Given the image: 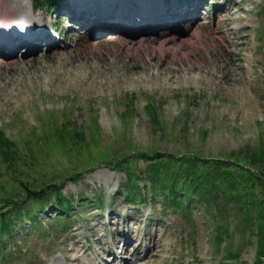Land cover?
Returning <instances> with one entry per match:
<instances>
[{
    "label": "rangeland",
    "instance_id": "374dc122",
    "mask_svg": "<svg viewBox=\"0 0 264 264\" xmlns=\"http://www.w3.org/2000/svg\"><path fill=\"white\" fill-rule=\"evenodd\" d=\"M2 1L0 13L11 9ZM21 4L18 14L43 22L46 36L36 49L0 41V128L34 156L36 184L42 175L46 184L69 178L64 195L87 202L65 225L50 211L19 229L28 254L1 255L0 264H123L116 255L132 264H254L264 243L263 185L236 172L213 196L190 202L189 215L161 199L135 209L115 193L127 177L110 163L142 152L195 154L236 160L264 180V0H176L171 9L161 0H64L56 15ZM51 23L56 38L48 37ZM149 101L160 109L159 126ZM57 126L81 130L85 147L67 153ZM136 167L145 170L144 159ZM24 170L26 181L33 171ZM0 172V199H19L12 174L2 165ZM78 173L79 182L70 179ZM149 184L141 181L143 193Z\"/></svg>",
    "mask_w": 264,
    "mask_h": 264
},
{
    "label": "trees",
    "instance_id": "16d2710c",
    "mask_svg": "<svg viewBox=\"0 0 264 264\" xmlns=\"http://www.w3.org/2000/svg\"><path fill=\"white\" fill-rule=\"evenodd\" d=\"M165 2L170 0H164ZM59 0H32L33 7L37 10L43 9V7L52 8L57 6ZM127 103L131 108H134V100L128 95L126 96ZM151 97H149L150 100ZM145 108L151 113L152 121L156 126L161 124L159 115V108L156 107L153 102L149 101ZM124 117L125 114H123ZM48 127H53V124H47ZM61 127V126H60ZM57 126L54 134L60 135L65 143L69 140L66 146H63L67 153L73 152L72 147L79 148L80 151L85 147L87 140L81 130L73 127L67 128L62 126V131ZM93 142L97 143L99 137ZM72 143V146L70 145ZM264 157V150H263ZM27 156V157H26ZM18 151L15 141H12L0 128V167L4 168V172L12 174V180L17 182L14 185L13 192L20 191V198L17 200L10 198V193H6L0 204L6 205L4 209H0V256L4 259H13L14 255H26L28 250L23 251L19 248V244L16 239V232L27 226L29 222H39V215L42 217L45 213L49 212L51 208L47 206V201L51 199L56 200L54 204V210L57 212L58 223L67 222L72 218L71 212L76 209L78 205L83 206L87 202V197L84 194L77 197H68L64 195L63 188L68 181L66 179L63 182H51L46 184L41 177V186L36 184V164L34 163V156L26 155ZM31 157L32 159L30 160ZM121 161H116L110 165L115 167L118 171H124L127 177L125 185L122 189H118L117 192L122 195L128 204L133 205L135 209H139L143 206H155L161 199L165 206L172 207L174 209H180L186 215L191 214L189 203L196 200L197 196L206 198L212 195L217 189H221V184L228 182L231 179H236V172L240 176H246L251 181V185L254 187L256 183L259 186H264V180L260 175L246 171V175L243 171L245 169H239L236 167H244L237 163L236 160L231 161H210L203 159L201 156H172L160 152L151 153H135L132 156L124 155ZM133 158L135 161H133ZM142 158L145 161V170H137L138 159ZM264 160V158H263ZM240 162V161H239ZM236 166V167H235ZM24 168L32 170L33 173L29 176V179L24 181L22 176L30 175ZM213 168V171H212ZM92 168L91 170H94ZM242 171V172H241ZM1 173V172H0ZM264 175V173H261ZM48 175V174H45ZM83 177L82 173H78L70 179L79 182ZM147 179L149 185L145 186L146 194L143 193V188L140 187L141 181ZM227 201L232 197L227 195L225 191ZM213 196V195H212ZM236 197V196H235ZM236 199V198H235ZM198 200H196L197 202ZM209 201V200H207ZM102 201H99V203ZM214 202V201H213ZM255 201H251V206ZM148 204V205H147ZM164 206V207H165ZM156 219H158L156 217ZM221 245L223 240L221 236L216 237ZM11 243H17L16 251L10 248ZM34 258L35 255H32ZM235 254L233 257H237ZM264 257V243L259 242L258 251L256 252V259L254 264H263L262 259ZM3 259V260H4ZM246 262H242L245 264ZM29 264H33L29 262ZM35 264V262H34ZM38 264V263H37Z\"/></svg>",
    "mask_w": 264,
    "mask_h": 264
},
{
    "label": "bare ground",
    "instance_id": "6f19581e",
    "mask_svg": "<svg viewBox=\"0 0 264 264\" xmlns=\"http://www.w3.org/2000/svg\"><path fill=\"white\" fill-rule=\"evenodd\" d=\"M6 1V2H5ZM5 1H2L1 2V4H2V8H3V6H7V5H9V7L11 8L10 10H8V9H6V11L5 10H3V12L2 13H0L1 14V19H11L12 17H14V16H17V14H18V11H21V12H23L24 11V7L22 6V4H21V2L23 1V0H15V2H11L10 3V0H5ZM5 2V3H4ZM111 14V16H112V13H110ZM4 34H7V35H4ZM3 35L5 36L3 39L4 40H7V39H9V37L8 36H10L11 34H9V33H7V32H5ZM160 35H165V33H160ZM42 36H46V35H43L42 34ZM25 37H27V36H24L23 38H20L19 40L20 41H18L17 42V40H15V42H14V44L11 46L12 48H11V50H13V51H15L16 49H18V48H20L23 44H25L26 42L30 45V47L31 48H33V49H36V48H39V45H40V41H41V39L39 38V37H37V36H35V35H33L32 36V39H30V40H28V39H26ZM43 38V37H42ZM169 38V42H172V41H174V39L171 37V36H169L168 37ZM152 39V38H151ZM166 39V38H165ZM162 41H165V40H163L162 39ZM17 45V48H14L13 49V47L14 46H16ZM0 56H3L4 54H7V52L5 51V48H2V47H0ZM12 53V52H11ZM115 260H118L119 261V263H123V264H132L131 263V261H129V260H127V258H125L124 257V255H116V257H115Z\"/></svg>",
    "mask_w": 264,
    "mask_h": 264
}]
</instances>
